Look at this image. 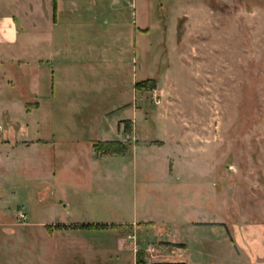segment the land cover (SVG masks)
Segmentation results:
<instances>
[{"label":"rangeland","instance_id":"obj_1","mask_svg":"<svg viewBox=\"0 0 264 264\" xmlns=\"http://www.w3.org/2000/svg\"><path fill=\"white\" fill-rule=\"evenodd\" d=\"M77 2V18L61 14L79 38L53 91L44 79L29 97L24 76L0 90V125L43 144L1 159L0 264H49L46 234L86 232L49 225L55 218L141 222L113 228L135 236L136 260L148 263L157 249H181L188 264H264V0ZM125 120L128 136L117 131ZM104 131L128 156L158 139L167 147L96 165L86 141ZM174 144L195 153L173 182L164 158Z\"/></svg>","mask_w":264,"mask_h":264},{"label":"crops","instance_id":"obj_2","mask_svg":"<svg viewBox=\"0 0 264 264\" xmlns=\"http://www.w3.org/2000/svg\"><path fill=\"white\" fill-rule=\"evenodd\" d=\"M77 1L55 0L54 11L53 0H0V90L1 88H4L6 91L13 89L15 86L14 82L20 76H24V78L29 77L31 79L29 80L30 83L26 86V92L29 97L33 96L37 98L39 96L38 89L41 85L40 82L44 79L47 82L48 80L50 81V88L53 91L57 70L65 63L70 49L74 48L70 40L75 41L79 38L77 35H72L67 29L63 28L61 14L65 11L66 15L73 19L77 18L80 13ZM2 96L3 94L1 93L0 99ZM0 105L3 104L0 103ZM19 105L20 107L24 106L25 111L28 110L26 109L24 101L19 102ZM34 107L37 108L36 106ZM111 113L109 112V115ZM106 117L104 116L103 118ZM117 131L118 133H123L121 125L117 126ZM23 135H25V127L23 126H18L10 121L0 125V166L4 164L1 163L2 158L4 160L9 155L16 154L19 150H30L43 145L41 143L42 140H26L25 137L23 138ZM111 137L104 131L101 134L100 141H86L93 150L92 156L95 159V164L97 165L98 160H108L116 157L128 158L130 156L129 163L132 165L134 159H136L137 149L143 146L134 147L129 156L128 153L123 155H102L94 151L93 143L95 142L119 141L124 144L121 139L122 137L117 140H111ZM158 140L165 144L160 147L152 145L143 148L148 151L153 149L162 150L167 147L166 139ZM172 146L171 155L164 158L168 166L167 175L165 174L164 176L174 182V180H179L178 177L185 174L179 171L178 163L181 161L191 163L193 160H188L189 157L187 159L183 157L184 155H193L195 149L191 151L190 146L184 149L178 144ZM169 163L172 167L171 171L169 170ZM1 195H3L2 189H0V203L3 200ZM56 202L66 208V204L63 201L56 199ZM189 206V209H193L191 207L192 205ZM3 211L4 209L0 210V213H3ZM52 221L49 222L51 226L98 225L124 226L125 228L126 226H136L141 223H86L70 219L58 220V218ZM180 223L190 230L194 229L196 225L211 226L213 224L212 222L183 221H180ZM35 225L34 223L31 224L32 227ZM165 225L169 227V225ZM140 228L135 227V229L139 230L145 229V227ZM213 229L214 227L212 226L210 236L214 233ZM83 231L86 232L78 231L69 233L62 230L46 234L45 240L51 242L50 246L46 245L45 248L47 255L49 252L51 255L49 264H56V261L54 262V255H59V253L61 255V264H72L70 260L74 258L83 259L84 261L80 260V262L76 263L74 261L73 264H137L136 255L141 250H137L136 248L137 239L135 236L126 235L125 232L118 228L83 229ZM155 238L157 241H161L157 236ZM138 240L140 242L144 238L139 237ZM170 242L176 243L177 241L172 240ZM183 245L185 246L183 250H185L186 245ZM138 246L140 247V245ZM180 251L182 250L165 252L157 249L154 258L159 261L148 263V259H146L145 262L143 261V264H188L187 259L178 256Z\"/></svg>","mask_w":264,"mask_h":264},{"label":"trees","instance_id":"obj_3","mask_svg":"<svg viewBox=\"0 0 264 264\" xmlns=\"http://www.w3.org/2000/svg\"><path fill=\"white\" fill-rule=\"evenodd\" d=\"M53 9L55 11V0H53ZM146 83H140L137 85V87H143ZM123 134L124 135H130L131 129L130 125L131 123L129 121H124L123 123ZM93 149L95 152L100 153L102 155H123L127 153L126 147L123 143L119 141H112V142H95L93 143ZM80 229H106V228H113L114 226H93L94 228H91L92 226L88 225H81L79 226ZM137 264H143L142 260H136Z\"/></svg>","mask_w":264,"mask_h":264}]
</instances>
